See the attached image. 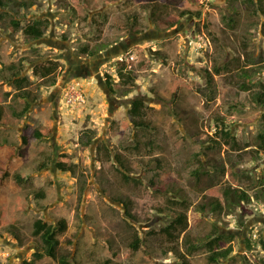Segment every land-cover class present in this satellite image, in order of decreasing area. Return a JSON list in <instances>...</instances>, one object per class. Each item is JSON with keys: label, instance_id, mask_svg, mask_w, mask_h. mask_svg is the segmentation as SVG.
Returning <instances> with one entry per match:
<instances>
[{"label": "rangeland", "instance_id": "1", "mask_svg": "<svg viewBox=\"0 0 264 264\" xmlns=\"http://www.w3.org/2000/svg\"><path fill=\"white\" fill-rule=\"evenodd\" d=\"M29 1L33 6L0 5V104L14 119L0 125V165L13 164L10 176L0 172V264H22L41 249L34 235L38 218L58 228L67 264H264V104L256 99L264 84V13L258 4L237 0L231 13L228 0H154L162 8L154 15L148 0ZM189 5L201 15L189 13L170 26ZM35 19L49 23L43 37L24 33ZM87 43L98 51L83 53ZM121 58L134 60L127 94L113 93L106 83L107 74L119 81ZM51 59L60 62L54 85L34 73ZM12 63L15 69L3 66ZM241 67L258 69L251 89L241 86ZM17 71L29 76L23 86L38 96L21 116L12 113L24 106L13 96L18 86L7 81ZM72 88L85 101H70ZM137 98L145 101L151 129L133 122ZM221 118L238 146L217 133ZM28 124L46 126L50 134L25 143ZM87 130L95 136L85 146ZM62 152L77 164L75 174L55 165ZM221 163L227 172L215 170ZM127 168L133 178L124 176ZM28 169L30 180L18 182L14 173ZM230 183L249 192L244 206L232 213L201 208ZM180 212L189 219L176 241L181 255L170 250L173 241L164 233H152ZM61 218L68 223L63 231ZM135 230L142 239L137 250ZM217 230L235 238L231 256L215 262L204 238ZM188 235L202 240L191 250ZM36 264L61 262L44 256Z\"/></svg>", "mask_w": 264, "mask_h": 264}, {"label": "trees", "instance_id": "2", "mask_svg": "<svg viewBox=\"0 0 264 264\" xmlns=\"http://www.w3.org/2000/svg\"><path fill=\"white\" fill-rule=\"evenodd\" d=\"M148 3H152V6L154 7V10L152 13L156 15L159 10L162 8L160 7L161 3L155 2L154 0H148ZM237 0H228V8L231 13H234L236 9L233 8L235 2ZM250 2H253L254 4L257 3L260 11L264 13V2L263 0L255 1V0H249ZM12 2V0H0V5L3 7H8L9 3ZM18 5L20 7H30L33 6L34 2L29 0H18ZM89 3V2H86ZM147 3V4H148ZM145 4V6L147 5ZM196 14L198 16L201 15V9L198 7H194V5H189L187 8L182 9L180 13L178 14V17L172 20H169V25L173 26L175 25L180 18L184 17L187 14ZM3 16L0 15V18ZM133 19L138 23L139 21V15L134 14ZM12 24L14 25L15 30H19L21 25V20L17 17L12 19ZM49 23L44 19H35L33 22L27 24L23 30L24 33L27 35L33 37V38H40L45 35V30L47 29ZM137 32L139 30H136ZM103 49V48H102ZM81 50L85 54L93 55L98 50L95 48H92L90 44H83L81 46ZM130 61V60H129ZM125 61V58L118 59V75L120 76L119 81L115 79L110 74H107L106 83L109 86L110 90L113 93H117L119 89L122 90V93L127 94L130 90V84L134 82L135 74L133 67L131 66L134 60L131 59L130 63ZM3 65V64H2ZM8 69H15L17 66L16 63H12L9 65H3ZM2 66V67H3ZM60 66V62L58 60L51 59L48 62L40 63L34 67V73L36 75H39L43 80L45 79L47 82L50 81L52 85H54L57 82V72ZM217 72H221L220 67H216ZM258 71L257 67H241L239 68L238 74L243 78L241 86L244 89H251L254 85L253 82V75ZM210 80H212L211 73L209 74ZM29 76H20V72H14L12 74V77H9L7 79L10 83H15L18 86V89L13 94L16 99L23 103V108L21 110H17L16 108L13 109V114L15 116L18 115H25L26 112L31 108L32 103L35 102L38 99V96L36 93L32 92V89H27L23 86L26 82L29 81ZM127 87V88H126ZM262 89H260L256 94V99L258 102L264 104V84L262 85ZM130 113L132 115V119L135 125L140 127H145L147 129H151L153 127L152 123L148 121L145 118V101L141 98H137L133 100L132 107L130 109ZM6 107L3 104H0V125L8 124L14 119L8 118ZM218 134H220L223 138L228 140V142L232 143L235 146L239 145V142L236 140L235 136L232 134V130L228 128L227 124L225 123L224 119L221 118L220 122V130H216ZM86 132V140H84L85 146L90 145L93 142V137L95 136L93 130H87ZM50 134V129L46 126H33L31 124H28L24 127V133H23V139L25 143H28L29 136L33 135L36 138H42L43 136H46ZM259 136L264 140V133H260ZM138 144L140 145V141H138ZM115 158L121 162L123 165V159L120 155H116ZM71 156L66 153L62 152L56 161V166L63 170V171H70L72 173H76V166L75 162L71 161ZM47 165V161L43 160L42 163H40L39 167L44 168ZM215 170H220V172H227L228 168L224 166L223 163L221 164H213ZM12 162H8L5 166L0 165V172L3 173L4 177H8L12 174ZM127 172L124 173V176L126 178H133L128 171H130L128 168L126 169ZM33 173L32 169H28L25 171H19L15 172L14 176L16 177L17 181L22 183L24 181H28L31 178V175ZM201 172L198 174V177H200ZM262 182L264 184V178H262ZM82 189L85 188V181H82ZM264 191V189H263ZM219 195L214 196V198H210L207 203L202 204L201 208L203 210L207 209L208 205L210 208H212L213 211L221 213L228 210L227 213H232L234 208H239V206H244L242 201L246 200L249 201L251 196L249 192L244 189L243 187L235 186L233 184H227L222 185L219 188ZM36 195L40 198H44L46 196L45 190H39ZM207 197V196H205ZM119 201H122L125 205V207H129L130 203L128 200H123L121 198L118 199ZM225 200V203H224ZM245 208V207H243ZM128 215H131L129 212H127ZM59 230H65L68 226L67 219L61 218L59 219ZM244 221L242 220V223ZM189 219L188 214L186 212H180L175 218L171 220V222L159 229V231H156L155 229L152 230V233H164L171 241H173L172 245L169 246L170 250L175 251L179 255V249L176 245V241L179 239L181 232L185 230L188 227ZM58 228L53 224L45 221L43 218H38L34 222V235L40 236L42 239V246L40 250H37L33 253L32 258L30 259H24L22 264H36L38 259L43 258L44 256L52 257L55 260H59L61 264H67V254L60 255L59 254V245H60V239L58 237ZM235 238V235L233 233L228 232H222L220 230H217L216 233H213L211 236H207L204 238L205 244L210 250L209 260L218 262L220 258H229L233 252V240ZM202 240H194L191 236H187L185 239V242L187 243L188 248L191 250V248L197 247L198 244ZM142 239L140 237L139 231H134V240L131 242V245L135 250L139 249L141 246ZM262 246H264V239L261 240ZM185 256L184 262H188L189 259Z\"/></svg>", "mask_w": 264, "mask_h": 264}, {"label": "built area", "instance_id": "3", "mask_svg": "<svg viewBox=\"0 0 264 264\" xmlns=\"http://www.w3.org/2000/svg\"><path fill=\"white\" fill-rule=\"evenodd\" d=\"M68 99L70 101L75 102L76 100H81V101H85V98L83 97V94L80 92L78 93L77 90L75 88H72L71 90V94H68ZM72 103V102H71ZM82 102H79V104H81Z\"/></svg>", "mask_w": 264, "mask_h": 264}, {"label": "flooded vegetation", "instance_id": "4", "mask_svg": "<svg viewBox=\"0 0 264 264\" xmlns=\"http://www.w3.org/2000/svg\"><path fill=\"white\" fill-rule=\"evenodd\" d=\"M81 70V69H80ZM76 72H80L79 70H77ZM35 252V251H34Z\"/></svg>", "mask_w": 264, "mask_h": 264}]
</instances>
